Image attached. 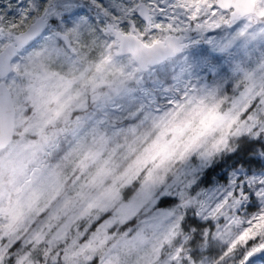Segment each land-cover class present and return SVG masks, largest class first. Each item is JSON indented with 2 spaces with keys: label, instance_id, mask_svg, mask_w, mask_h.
Instances as JSON below:
<instances>
[{
  "label": "rangeland",
  "instance_id": "374dc122",
  "mask_svg": "<svg viewBox=\"0 0 264 264\" xmlns=\"http://www.w3.org/2000/svg\"><path fill=\"white\" fill-rule=\"evenodd\" d=\"M252 1L253 13L226 26L230 10L216 0H0V51L37 15L49 22L3 79L15 138L0 150V264L11 249L15 264L46 255L62 264L94 255L97 264H196L175 243L191 202L215 222L222 249L198 264L234 262L232 249L250 238L245 256L264 246V201L257 213H239L235 183L189 195L234 137L264 133V0ZM109 25L145 44L184 34L170 84L143 82ZM133 178L137 189L122 198ZM164 195L180 207H156Z\"/></svg>",
  "mask_w": 264,
  "mask_h": 264
},
{
  "label": "trees",
  "instance_id": "16d2710c",
  "mask_svg": "<svg viewBox=\"0 0 264 264\" xmlns=\"http://www.w3.org/2000/svg\"><path fill=\"white\" fill-rule=\"evenodd\" d=\"M49 21L52 22V19ZM194 49L199 56L205 53V50L199 44H196ZM185 52L186 50L181 55L142 72L143 82L148 84L153 79L161 78L170 84L172 71L177 69L174 62L180 59ZM150 71L152 72L150 73ZM14 138L15 136H13ZM229 146V151L221 152L197 175L190 188L189 195L191 196L197 191H203L210 187H223L228 183H235L233 194L239 199L238 212L242 214L247 212L257 213L264 201V133L259 132L256 136L243 133L234 137ZM138 185L139 178H133L124 185L121 190L122 198H126L128 193L134 192ZM180 203L181 200L176 195H164L158 198L155 206L176 208L180 207ZM107 213L106 211L103 212L97 221H101ZM134 220L135 217L126 222L125 225L132 223ZM215 231V222L211 218L203 219L191 202L182 208L179 236L175 243L181 239V247L184 250L186 260L198 264L217 257L219 252L222 251L217 239L214 238ZM254 241V238H250L245 240L244 243L237 244L231 251L235 254V261L231 263L249 264L250 262L260 261L264 264V257L251 259L248 263L245 262V254ZM15 256V252L11 249L8 255L4 257L3 264H15ZM39 259H41V264H62L59 255L55 257V260H52L49 255L42 256ZM97 263L98 256L94 255L85 264Z\"/></svg>",
  "mask_w": 264,
  "mask_h": 264
},
{
  "label": "water",
  "instance_id": "95a60500",
  "mask_svg": "<svg viewBox=\"0 0 264 264\" xmlns=\"http://www.w3.org/2000/svg\"><path fill=\"white\" fill-rule=\"evenodd\" d=\"M216 5L224 11L230 10L226 26L240 17L253 13L255 9L252 0H216ZM138 15L148 21V10L144 3H140ZM48 25L45 12L37 15L24 30L14 35L12 42L5 45L0 51V150L12 141L15 121V109L11 94L3 79L11 72L12 61L23 49L38 40L45 33ZM108 28L117 40V53L130 55L142 72L179 56L187 47L184 34H167L162 40L145 44L132 33H125L112 25H109ZM55 35L65 47H70V38L67 34L56 30ZM261 257H264V246L249 252L245 261Z\"/></svg>",
  "mask_w": 264,
  "mask_h": 264
}]
</instances>
